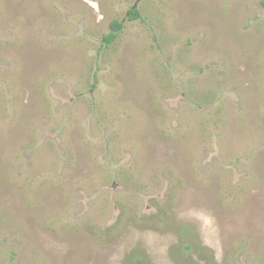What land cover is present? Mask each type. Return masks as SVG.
I'll return each instance as SVG.
<instances>
[{"label":"rangeland","instance_id":"1","mask_svg":"<svg viewBox=\"0 0 264 264\" xmlns=\"http://www.w3.org/2000/svg\"><path fill=\"white\" fill-rule=\"evenodd\" d=\"M0 264H264V0H0Z\"/></svg>","mask_w":264,"mask_h":264},{"label":"trees","instance_id":"2","mask_svg":"<svg viewBox=\"0 0 264 264\" xmlns=\"http://www.w3.org/2000/svg\"><path fill=\"white\" fill-rule=\"evenodd\" d=\"M136 1H141V0H136ZM125 18L128 21H136V20H140L142 17L139 9L132 6L127 10ZM122 29H123V22L118 20L111 21L109 24V32L103 36V42L106 45H110L111 43H113L119 37ZM178 231L181 235H185V236L192 235L191 237L197 238L196 234L193 232L192 228L190 227L179 226ZM190 248H191L190 244L185 246V250L187 249L189 250Z\"/></svg>","mask_w":264,"mask_h":264},{"label":"water","instance_id":"3","mask_svg":"<svg viewBox=\"0 0 264 264\" xmlns=\"http://www.w3.org/2000/svg\"><path fill=\"white\" fill-rule=\"evenodd\" d=\"M134 7H136V6H134Z\"/></svg>","mask_w":264,"mask_h":264}]
</instances>
